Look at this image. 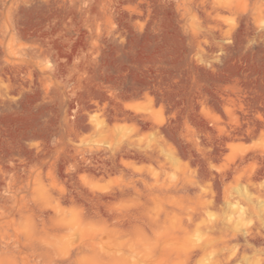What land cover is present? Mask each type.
<instances>
[{"label":"rangeland","instance_id":"374dc122","mask_svg":"<svg viewBox=\"0 0 264 264\" xmlns=\"http://www.w3.org/2000/svg\"><path fill=\"white\" fill-rule=\"evenodd\" d=\"M0 264H264V0H0Z\"/></svg>","mask_w":264,"mask_h":264}]
</instances>
